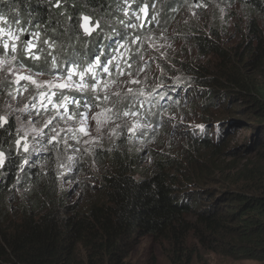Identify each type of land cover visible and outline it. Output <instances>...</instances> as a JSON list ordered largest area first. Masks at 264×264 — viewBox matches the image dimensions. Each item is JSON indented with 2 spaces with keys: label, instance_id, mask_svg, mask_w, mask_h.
<instances>
[{
  "label": "trees",
  "instance_id": "trees-1",
  "mask_svg": "<svg viewBox=\"0 0 264 264\" xmlns=\"http://www.w3.org/2000/svg\"><path fill=\"white\" fill-rule=\"evenodd\" d=\"M203 1L206 0H0V29L7 26L22 44L26 34L32 35L42 55V61H33L31 56H25L23 46L13 60L15 67L46 72L55 63L67 72V64H62L69 57L82 61L100 56L101 52L105 60L103 36L117 32V37H128L125 27L135 21L140 24L141 4L155 14L147 23L153 16L149 12L142 25L141 32L151 33L164 31L155 19L165 17L167 27V22L180 19L187 6L197 17L201 11L193 8ZM238 2L248 3L264 23V0ZM85 16L93 24L102 21L99 36L82 33ZM250 22L249 29L256 34L259 21L253 18ZM175 26V37L202 33L200 42L196 41L201 50L206 47L222 59L230 57L208 38L217 35L213 32L216 28L203 36L207 30L197 23ZM263 43L262 38L250 41L248 52L238 62L245 58L247 67L258 71L260 64L264 65ZM11 56L0 47V58L8 60ZM223 65L220 78L244 99L248 112L259 121L257 137L252 141L256 152L241 167L229 168H239L238 176L232 179L206 181V177L192 172L185 151L174 156H154L152 163L145 166L141 154L126 149L129 139L124 133L116 139L108 137V143L92 140V145L86 139L64 142L56 136L55 142L49 143L46 138L40 144L43 150L31 151L20 173L27 156L15 145L14 117L0 109V153L5 158L0 169V264H126L145 238L158 245L168 264H206L203 257L209 253L264 264V88L254 80L238 79L227 61ZM8 87L13 88L11 83L0 84V100ZM78 107L81 109L82 103ZM202 143L212 146L215 142L208 139ZM62 163L74 167L73 173L61 176ZM186 180L196 183L198 196L189 195ZM92 181L98 182L97 186ZM20 183L22 187L18 189L24 194L18 200L13 191ZM66 183L70 184L65 187ZM212 183L221 188L218 196L216 190L204 188ZM210 195L215 201L205 203ZM15 202L21 206L12 217Z\"/></svg>",
  "mask_w": 264,
  "mask_h": 264
},
{
  "label": "rangeland",
  "instance_id": "rangeland-1",
  "mask_svg": "<svg viewBox=\"0 0 264 264\" xmlns=\"http://www.w3.org/2000/svg\"><path fill=\"white\" fill-rule=\"evenodd\" d=\"M197 7L193 9L201 11L198 13V18L194 17L195 13L189 11L190 7H188V10L182 12L176 23H166L167 27H164L166 34L161 30L142 33L144 39L140 45L141 57L137 61V67L139 62L152 63L151 65H146L141 72H130L128 76L121 78L110 76L106 81H103L105 85L102 88L93 89L96 94L109 96L128 94L136 91L138 87L150 85L172 87L176 90L175 95L179 94V97L183 99L179 110L162 109L159 113L161 120L150 125L132 117L114 118L113 115L116 111L112 105L117 103V99L114 100V98H108L100 105V112L110 107L114 122L98 119L100 118L98 112H94L97 107H90L86 111L82 110L83 115L77 113L75 119L63 120L60 115H57V109L47 115H41L42 113L37 111L38 108L32 102V94L34 90H37L36 88L45 89L50 96L57 92L56 94L60 98L68 97L69 94L74 96L78 94L79 98L81 96L82 101L87 104L89 103L88 100L85 101V96L88 93L85 89L76 88L68 79L58 76L56 66L54 69L49 68L46 72H39L15 67L10 58L8 60L0 58V84L15 82L12 89L6 88L7 91L3 94L4 98L0 100V109L8 111L16 121L17 141H19L16 145L26 153L31 148L34 150L40 148L41 142L49 135L52 137V134L64 132L68 135L62 137L67 140L71 139L70 141L87 139L89 143L99 139L108 143V137L116 139L120 133L123 135L122 130H125V133L130 136L126 149L141 154L145 166L152 163L154 156L161 157L166 154L174 156L185 151L191 162L189 165L192 172L206 177V181L212 178L215 182L218 177L236 178L239 168L236 170H229V168L241 167L253 158L252 155L256 150L252 146V141L257 137L255 128L259 121L248 112V104L244 99L237 92H232L233 89L220 78V69L227 61L229 69L234 67L238 79L254 80L258 87L264 88V65L260 64L258 71H252L247 67L245 58L241 63L238 62V59L245 57L248 52L247 44L250 41L254 38L257 40L262 38L264 42V23L248 3L243 5L238 0L224 2L206 0L203 1L202 7ZM146 8L148 9L144 4L139 11L144 13ZM142 15L140 14V16ZM253 18L259 21L256 23V34H252L249 29L250 21ZM164 21L165 17L160 16L158 23L164 25ZM189 21L193 24L197 23L207 30L203 36L208 35L211 28H216L217 30H213V32H217V35L212 34L208 38L212 42L218 43L222 50L230 53V57L225 60L219 53L212 52L210 48L205 47L204 50H201L196 41L200 42L198 38H201L202 33L193 32L191 36L185 38L175 37L177 35L175 24L182 23L183 25ZM100 22L102 21L96 20L93 24L88 21L85 25L84 21L82 25L88 27L92 32L95 30L96 24H100ZM137 24L138 22L135 21L132 27H136ZM132 27L127 25L125 28ZM82 29H84L83 26ZM186 66L192 68L187 70ZM63 72L61 69L60 74ZM256 74L257 77L254 76ZM26 84H29V87H26ZM196 88L200 91L202 98L197 96ZM205 101L207 102L205 103ZM2 120L6 119L2 118ZM198 124L204 125L203 134L194 137L192 129ZM218 124L222 129L221 137L212 139L216 141L212 146L202 143L211 139L210 135L215 132ZM76 132L79 133L78 137L70 136ZM90 145H92L91 142ZM186 156H182V158L184 159ZM193 159L197 160L193 161ZM2 161L0 166L4 163L3 157ZM63 171L68 174L73 173L72 169H67L65 166L61 169V175H63ZM217 171H222V173H217ZM91 183L96 186L98 184L95 181ZM185 183L189 195L198 196L196 183L188 180ZM69 184L66 183L65 187ZM209 186L204 188L216 190V196L220 194L221 188L213 183ZM21 187L20 183L13 191V196L18 200H21L24 194L21 189H18ZM209 201L210 203L215 201L214 195L205 199V203ZM19 206H21L19 202L12 204V217L18 213L16 208ZM203 258L206 264H259L251 260L236 261L212 253L205 254ZM126 264L168 263L162 256L158 245L149 238H145L140 241Z\"/></svg>",
  "mask_w": 264,
  "mask_h": 264
},
{
  "label": "clouds",
  "instance_id": "clouds-1",
  "mask_svg": "<svg viewBox=\"0 0 264 264\" xmlns=\"http://www.w3.org/2000/svg\"><path fill=\"white\" fill-rule=\"evenodd\" d=\"M198 3H199L198 6L201 7L203 6L202 2H198ZM143 5L144 4H141L140 9ZM187 7H191V6H187ZM194 8L196 9L198 7H194ZM149 12H150L149 9L146 8L144 10V13L143 12L140 13L143 15L139 17L140 24H137L136 27H132L134 26V22H133V24L130 25V27L132 28L129 29L125 28L124 31L125 36L127 30H129V32L127 33L129 38L117 37L116 34L117 32L115 34L114 32H112L113 34L110 35L109 34H106L105 36L102 35L103 36L102 40L104 41L103 43L104 45L101 46V49L107 52L105 55L106 56L105 60L101 59V52H100V56L92 55L91 58L82 59V61H80L79 58H76L74 61L71 57L67 58V60L62 64L64 65V67H66L67 64L68 66L67 72L64 70L63 67L59 68L55 63L50 66L51 69H54V66H56L57 75L61 76L64 79H68L70 82H72V84L76 88L85 89L88 93V95L85 96V101L88 100L89 104H87V102H83L81 99L82 97L80 96L79 98L78 94L75 96L73 94H69L68 97L60 98L59 95L56 94L57 92H55L52 96H50L45 89L36 88L37 90L35 91V96L32 99V102L38 108L37 111L41 112L42 113L41 115H47L52 111H54V109H57V115H60L62 119L65 120L70 118L75 119L77 113H81L83 115L82 110L86 111L90 107L93 108L97 107V110H95L94 112H98V117H100L98 119L114 122L113 121L114 118L120 119V118L132 117V118H137L148 125L152 124L157 120H161L159 113L162 109L176 111V108L183 103V99L179 97V94L175 95L176 90L173 89L172 87L167 88L162 85H154V86L150 85L146 87H138L136 91L130 92L128 94L125 93V94H117V95H109V96H104L102 94H96L93 92L94 88L95 90L102 88L105 85L103 81H106V79H108L110 76L121 78L126 75L128 76L130 72H135V71L141 72L144 70L145 66L148 63L144 64L139 62L137 67V61H139L141 57L140 45L144 39L142 33L145 34V32H141V30L143 29L142 25L146 21ZM151 14H153V16L147 23H151L153 21L152 18L155 16V14L154 13ZM83 22L84 20L82 21V23ZM90 23L92 22L90 21ZM155 23L163 27L164 29V25L159 24L158 19H155ZM145 27H148V25ZM101 28H102L101 25L98 23L96 24L95 30L90 32L91 34H86L84 29L81 30L82 33L86 34L87 36H92V35L99 36V34H101L103 30ZM0 30H3L0 31V47L6 53L12 55L10 57L11 60H15V57L21 54L20 49L23 46L26 57L31 56L33 61L36 62L43 60L41 53H38V45L35 44L32 35L26 34L24 36V40L22 44L20 40L15 39L16 35L14 33L8 32L7 26L2 27ZM5 43H7L8 45L7 48H5ZM13 44L15 45V49H13ZM149 64L151 65L152 63ZM90 65L93 67L91 68L90 71H86L87 69H89ZM61 69H63L64 72L60 74ZM80 72L85 73L83 77L79 75ZM10 83H11V87L15 86V82L12 81ZM25 86L29 87V84H26ZM182 89L184 91V88ZM195 90L196 92L199 91L198 88H196ZM197 96L201 97L202 95H200V93L199 94L197 93ZM108 98L111 99L114 98V100L117 99V103L112 105L114 110L116 111L115 115H113L114 118L111 117L110 107H108L105 111L100 112L101 110L100 105L104 103ZM65 99L66 100L68 99V101H65ZM206 102L207 101H205V103ZM79 103H82L83 107L81 109L80 107H78ZM202 128H204L203 124H198L194 126V128L192 129L193 136L194 137L201 136L203 134ZM221 132L222 129L219 127L218 124L217 128L215 129V132L211 133L210 135L211 139L209 140H211L212 142H216L213 141L212 139L220 138ZM72 134H75L76 137H78L79 135L78 132ZM124 134H126L125 130H124ZM63 135L67 136L68 133L64 132V133L52 134V137H50L49 135L47 138L49 143H51L53 141L55 142L56 136L62 137ZM126 136L128 137V139H130L129 135L126 134ZM17 140H18V136H17ZM17 140L15 142V145L17 143ZM61 140L64 142L67 141V139L66 138L64 139L63 137L61 138ZM16 147L20 148L17 145ZM38 149L43 150L42 147ZM33 150L34 149L31 148L29 152L25 153L21 149V152L26 154L27 157L22 160V167H20L21 169L20 173L23 170V166L27 162H29L28 156H30L31 151ZM56 156H58V154H56ZM2 165L0 166V169ZM64 166L67 167V169L72 168V172H73L74 167H68L69 166L68 164L62 163L59 168L60 175H61V169ZM65 174L68 173L66 171H63V175Z\"/></svg>",
  "mask_w": 264,
  "mask_h": 264
},
{
  "label": "snow or ice",
  "instance_id": "snow-or-ice-1",
  "mask_svg": "<svg viewBox=\"0 0 264 264\" xmlns=\"http://www.w3.org/2000/svg\"><path fill=\"white\" fill-rule=\"evenodd\" d=\"M83 20L85 21V25L87 24V22L90 20V18L89 17H83ZM85 25H82L83 27H84V31H85V33L86 34H91L90 33V29L88 28V27H86ZM0 31H3V30H0ZM8 47V45H7V43H5V48H7ZM13 49H15V45L13 44ZM93 66H89V69H87L86 71H90L91 70V68H92ZM84 72H80L79 73V75L81 76V77H83L84 76ZM202 127V126H201ZM17 143H19V141H17ZM27 146L25 145V148H26ZM2 157H3V153H0V163H2L3 161H2Z\"/></svg>",
  "mask_w": 264,
  "mask_h": 264
}]
</instances>
